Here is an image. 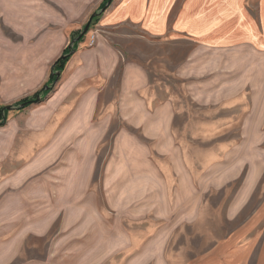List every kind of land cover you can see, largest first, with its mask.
Listing matches in <instances>:
<instances>
[{"label":"rangeland","instance_id":"obj_1","mask_svg":"<svg viewBox=\"0 0 264 264\" xmlns=\"http://www.w3.org/2000/svg\"><path fill=\"white\" fill-rule=\"evenodd\" d=\"M83 1L0 21V108L52 87L0 118V264L198 261L264 210V54Z\"/></svg>","mask_w":264,"mask_h":264},{"label":"crops","instance_id":"obj_2","mask_svg":"<svg viewBox=\"0 0 264 264\" xmlns=\"http://www.w3.org/2000/svg\"><path fill=\"white\" fill-rule=\"evenodd\" d=\"M104 2L83 1L97 6ZM55 3L56 0H0L1 7H5L0 8L1 24L8 28L7 22L14 19L30 21L35 26L43 13L54 9ZM103 23L131 24L157 39L186 36L209 50L246 48L264 54V0H114ZM54 47L53 41H48L43 52H52L54 58ZM263 214V209L258 211L209 255L186 264H264Z\"/></svg>","mask_w":264,"mask_h":264},{"label":"trees","instance_id":"obj_3","mask_svg":"<svg viewBox=\"0 0 264 264\" xmlns=\"http://www.w3.org/2000/svg\"><path fill=\"white\" fill-rule=\"evenodd\" d=\"M108 1H109V0H108ZM108 1H106V2L102 5V7H101L102 9L105 8V6H106V4H107ZM97 18L99 19V16H96V17L94 18V20H96ZM67 52H68V54H70V53H71V49H68ZM69 59H70L69 56H68V57H64V58H62L61 60L58 61L57 66L60 67V68H62V66L65 67L66 62H67ZM49 93H50V90H47V91H46V90L43 89L42 91H39L38 93H36L35 95H33L31 98H27V99L21 101L19 104H17L16 106H14V108H15V109H20V110L26 109V108H28L29 106L33 105V103H34L38 98H40V101H41V99H44ZM24 104H25V107L22 108L21 106L24 105ZM7 112H8V111H7L5 108H0V118H1L2 120H3V118H4L3 121L6 120V114H7ZM1 125H2V124H1Z\"/></svg>","mask_w":264,"mask_h":264},{"label":"water","instance_id":"obj_4","mask_svg":"<svg viewBox=\"0 0 264 264\" xmlns=\"http://www.w3.org/2000/svg\"><path fill=\"white\" fill-rule=\"evenodd\" d=\"M114 0H109V2L106 4V6H105V8H103L102 10H101V12H105L110 6H111V4H112V2H113ZM100 12V13H101ZM100 13H97V14H94L93 16H92V18L89 20V22H88V24L86 25V27H85V29L83 30V32L81 33V35H80V37L79 38H77L74 42H73V44L74 43H77V42H79L86 34H87V32H88V30H89V28H90V25H91V23H92V21H93V19L96 17V16H98ZM62 58H64V57H62ZM61 58V59H62ZM60 59V60H61ZM59 61V60H58ZM58 61H57V63H58ZM60 76V75H59ZM58 76V77H59ZM52 89V87H45L44 88V90H51ZM40 102V98H38L34 103L35 104H37V103H39ZM33 103V104H34ZM22 108H24L25 107V104L24 105H22L21 106ZM7 111H11V110H13L14 109V107L13 106H9V107H6L5 108Z\"/></svg>","mask_w":264,"mask_h":264},{"label":"built area","instance_id":"obj_5","mask_svg":"<svg viewBox=\"0 0 264 264\" xmlns=\"http://www.w3.org/2000/svg\"><path fill=\"white\" fill-rule=\"evenodd\" d=\"M94 41V40H93Z\"/></svg>","mask_w":264,"mask_h":264}]
</instances>
